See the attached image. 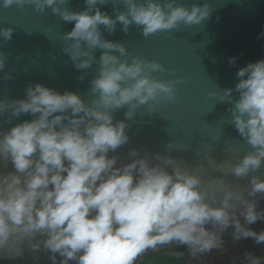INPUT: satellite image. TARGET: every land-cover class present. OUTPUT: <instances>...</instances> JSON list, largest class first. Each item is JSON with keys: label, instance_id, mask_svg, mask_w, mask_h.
<instances>
[{"label": "clouds", "instance_id": "9594fccd", "mask_svg": "<svg viewBox=\"0 0 264 264\" xmlns=\"http://www.w3.org/2000/svg\"><path fill=\"white\" fill-rule=\"evenodd\" d=\"M68 2L0 0L4 8L51 9L64 22L74 23L62 36V50L77 70L89 69L94 51L102 50L87 101L40 83L28 85L23 99L0 100V115L34 117L0 131V163H11L13 169L0 172L3 258L21 257L26 242L33 254L45 253L50 264H134L136 258L160 252L146 250L172 245L185 247L195 260L222 248L229 229L234 241L264 244V230L251 227L264 221L258 204L264 200V179L254 174L264 165V60L240 68L234 88L213 93L233 105L228 109L231 123L252 149L226 172L223 162L216 164L223 178L205 185L181 166L183 161L160 153L141 157L136 149L128 152L134 159L123 163L115 153L129 143L130 125L125 121L133 120L144 106L153 113L154 105L173 102L176 85L183 81L158 79L153 73L166 71L160 63L133 56L123 43L106 40L101 26L112 34L119 24L127 34L135 25L147 38L201 24L210 16L209 4L187 8L176 0H111L110 17L98 7L110 0H84L86 7L78 12L64 7ZM13 31L0 28V38L7 43ZM125 56L130 62L122 59ZM228 63L233 65L235 58ZM4 68L5 60L0 59V71ZM84 74L77 80L82 82ZM233 92L238 99L233 100ZM125 107V119L113 122V113ZM173 147L169 143L165 151ZM226 175L247 177L248 184L234 187ZM10 240L16 246L12 254L5 251ZM34 259L39 261V256ZM245 259L262 264L247 254Z\"/></svg>", "mask_w": 264, "mask_h": 264}, {"label": "water", "instance_id": "95a60500", "mask_svg": "<svg viewBox=\"0 0 264 264\" xmlns=\"http://www.w3.org/2000/svg\"><path fill=\"white\" fill-rule=\"evenodd\" d=\"M176 2L187 8L193 4L208 3L210 16L199 25H181L177 30L158 32L147 38L135 25L129 28L127 34L120 30L119 24L112 34L101 26L106 40L123 43L133 56L160 63L166 71L153 73L158 79L183 81L176 85L173 102L154 105L153 113L149 112L148 106H144L137 110L133 120L125 121L130 125L127 129L129 143L117 149L115 154L123 163L134 159L128 156L131 149H136L141 157L145 153L149 157L156 153L170 155L178 162L183 161L181 166L200 176L206 185L215 178H223V174L215 170L216 164L223 162L226 172L227 167L252 151L231 123L228 109L233 105L227 101L220 102L213 93L234 88L238 83L236 72L240 68L264 60V37L258 38L264 31V0ZM64 7L78 12L86 5L84 0H69ZM98 7L110 17L114 16L111 0L107 5ZM8 27L14 29L11 40L5 43L0 38V59L5 60V68L0 71V100L23 99L26 87L35 83L61 94L64 91L74 92L85 101L92 98L89 81L98 74L97 62L102 50L94 51L95 60L89 69H75L72 60L62 50V36L72 30L74 23L64 22L51 9L39 12L32 6H0V28ZM229 58H235L233 65H229ZM122 59L130 62L131 57ZM6 74L14 78L5 80ZM82 74L84 79L81 82L77 77ZM235 99H238V94L233 92ZM125 111L127 107L113 113V122L124 120ZM9 118L10 113L0 115V131L6 132L34 117L21 114ZM169 143L174 147L171 152H166L165 146ZM12 170L11 163L7 167L0 163V172ZM254 174L264 179V165ZM224 178L234 187L248 184L247 177L238 180L226 175ZM258 204L259 209H264V200H259ZM175 247L163 246L144 253ZM15 248L10 240L5 251L12 254ZM21 248L23 255L14 259L3 258L4 252L0 251V264H50L45 253L33 254L26 242ZM36 255L39 261L34 259Z\"/></svg>", "mask_w": 264, "mask_h": 264}, {"label": "trees", "instance_id": "16d2710c", "mask_svg": "<svg viewBox=\"0 0 264 264\" xmlns=\"http://www.w3.org/2000/svg\"><path fill=\"white\" fill-rule=\"evenodd\" d=\"M257 232L264 230V221L252 225ZM224 243L222 248L217 251V255L211 264H234L233 257L242 258L244 261H237V264H251L245 259L246 254L255 258H260L264 264V244L256 245L253 240L234 241L231 236V229L223 237ZM193 259L189 257L187 249L177 246L172 249L160 251L159 253H147L136 258L134 264H191Z\"/></svg>", "mask_w": 264, "mask_h": 264}, {"label": "rangeland", "instance_id": "374dc122", "mask_svg": "<svg viewBox=\"0 0 264 264\" xmlns=\"http://www.w3.org/2000/svg\"><path fill=\"white\" fill-rule=\"evenodd\" d=\"M216 255H217V251L213 250V252L193 260L191 264H211L214 261L211 258L216 257ZM233 258H234L233 260L234 264H237L236 263L237 261H244L242 258H238V257H233Z\"/></svg>", "mask_w": 264, "mask_h": 264}]
</instances>
